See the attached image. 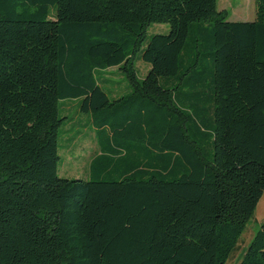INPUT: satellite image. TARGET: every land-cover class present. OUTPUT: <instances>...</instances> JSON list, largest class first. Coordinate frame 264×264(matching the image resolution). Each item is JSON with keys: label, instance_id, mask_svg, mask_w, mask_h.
Segmentation results:
<instances>
[{"label": "trees", "instance_id": "16d2710c", "mask_svg": "<svg viewBox=\"0 0 264 264\" xmlns=\"http://www.w3.org/2000/svg\"><path fill=\"white\" fill-rule=\"evenodd\" d=\"M228 19L218 0H0V264L227 263L264 194V0ZM62 101L91 116L89 180L59 176ZM240 264H264V224Z\"/></svg>", "mask_w": 264, "mask_h": 264}, {"label": "rangeland", "instance_id": "374dc122", "mask_svg": "<svg viewBox=\"0 0 264 264\" xmlns=\"http://www.w3.org/2000/svg\"><path fill=\"white\" fill-rule=\"evenodd\" d=\"M218 10L228 11V20L232 22L253 21L256 16V0H218ZM169 31V24H151L147 29V40L155 34H168ZM136 67L139 78L144 79L150 70V65L140 60L137 61ZM97 77L111 99L130 92L126 75L118 68L100 72ZM60 116L66 117L67 120L59 134V176L67 179L89 180L91 179V162L99 153L91 116L80 112L79 101H62ZM263 224L264 194L226 264H240L246 250Z\"/></svg>", "mask_w": 264, "mask_h": 264}, {"label": "crops", "instance_id": "0c3cea01", "mask_svg": "<svg viewBox=\"0 0 264 264\" xmlns=\"http://www.w3.org/2000/svg\"><path fill=\"white\" fill-rule=\"evenodd\" d=\"M254 19H255V17H254ZM236 22V21H235Z\"/></svg>", "mask_w": 264, "mask_h": 264}]
</instances>
